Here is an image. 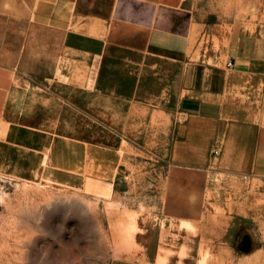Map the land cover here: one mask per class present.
<instances>
[{
    "label": "crops",
    "instance_id": "obj_1",
    "mask_svg": "<svg viewBox=\"0 0 264 264\" xmlns=\"http://www.w3.org/2000/svg\"><path fill=\"white\" fill-rule=\"evenodd\" d=\"M196 27L183 0H0V72L35 88L18 125L64 171L78 165L69 152L118 153L122 140L175 166L264 178V123L241 98H264V40L213 55Z\"/></svg>",
    "mask_w": 264,
    "mask_h": 264
},
{
    "label": "rangeland",
    "instance_id": "obj_2",
    "mask_svg": "<svg viewBox=\"0 0 264 264\" xmlns=\"http://www.w3.org/2000/svg\"><path fill=\"white\" fill-rule=\"evenodd\" d=\"M183 6L213 55L264 40V0ZM0 80V264H264V178L175 166L122 140L118 153L69 152L78 165L61 170L49 140L18 125L35 113L33 82L7 70ZM249 96L244 114L264 123V98Z\"/></svg>",
    "mask_w": 264,
    "mask_h": 264
},
{
    "label": "built area",
    "instance_id": "obj_3",
    "mask_svg": "<svg viewBox=\"0 0 264 264\" xmlns=\"http://www.w3.org/2000/svg\"><path fill=\"white\" fill-rule=\"evenodd\" d=\"M231 65V61L227 62V66H230Z\"/></svg>",
    "mask_w": 264,
    "mask_h": 264
}]
</instances>
